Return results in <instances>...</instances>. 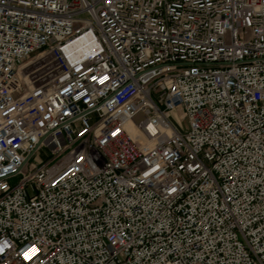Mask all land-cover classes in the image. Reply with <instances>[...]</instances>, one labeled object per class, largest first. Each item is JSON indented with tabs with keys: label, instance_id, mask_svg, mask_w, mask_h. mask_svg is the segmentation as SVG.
Wrapping results in <instances>:
<instances>
[{
	"label": "built area",
	"instance_id": "built-area-1",
	"mask_svg": "<svg viewBox=\"0 0 264 264\" xmlns=\"http://www.w3.org/2000/svg\"><path fill=\"white\" fill-rule=\"evenodd\" d=\"M0 264H264V0H0Z\"/></svg>",
	"mask_w": 264,
	"mask_h": 264
},
{
	"label": "rangeland",
	"instance_id": "rangeland-1",
	"mask_svg": "<svg viewBox=\"0 0 264 264\" xmlns=\"http://www.w3.org/2000/svg\"><path fill=\"white\" fill-rule=\"evenodd\" d=\"M46 158H47L46 152L44 151V149H41L39 152H37L35 154L34 157L30 158L29 160L31 162L36 163V164H41L43 161L46 160ZM11 182H13V181H11Z\"/></svg>",
	"mask_w": 264,
	"mask_h": 264
}]
</instances>
